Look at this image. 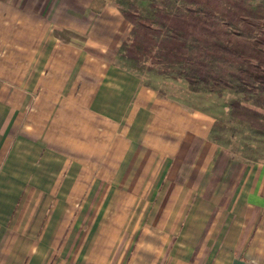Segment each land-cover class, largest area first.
Masks as SVG:
<instances>
[{
    "label": "crops",
    "instance_id": "1",
    "mask_svg": "<svg viewBox=\"0 0 264 264\" xmlns=\"http://www.w3.org/2000/svg\"><path fill=\"white\" fill-rule=\"evenodd\" d=\"M114 6L0 0V225L50 164L102 165L118 151L120 166L132 167L143 150L181 169L182 182L220 193L223 217L214 228L223 234L212 243L226 247L227 264H264V164L238 162L212 141L214 114L190 110L188 91L159 95L142 86L117 56L130 26Z\"/></svg>",
    "mask_w": 264,
    "mask_h": 264
},
{
    "label": "rangeland",
    "instance_id": "2",
    "mask_svg": "<svg viewBox=\"0 0 264 264\" xmlns=\"http://www.w3.org/2000/svg\"><path fill=\"white\" fill-rule=\"evenodd\" d=\"M128 1L143 15L157 0ZM114 10L117 15L119 8ZM115 28L126 37L127 30ZM130 68L159 95L187 93L181 82ZM232 97L188 92L187 100L190 110H211L216 122L228 126L225 103ZM220 134L230 158L264 164L258 138ZM110 153L102 165L98 158L50 164L44 181L25 184L12 219L0 225V264H227L226 247L212 243L223 234L214 228L223 217L216 207L219 192L197 180L182 182L181 169L174 173L172 162L143 150L132 167L120 166L122 153Z\"/></svg>",
    "mask_w": 264,
    "mask_h": 264
},
{
    "label": "trees",
    "instance_id": "3",
    "mask_svg": "<svg viewBox=\"0 0 264 264\" xmlns=\"http://www.w3.org/2000/svg\"><path fill=\"white\" fill-rule=\"evenodd\" d=\"M129 26L118 58L143 74L181 81L191 94L223 93L228 126L220 133H248L264 144V0H157L148 12L114 0Z\"/></svg>",
    "mask_w": 264,
    "mask_h": 264
}]
</instances>
